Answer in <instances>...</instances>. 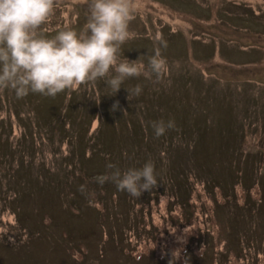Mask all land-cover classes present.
<instances>
[{
	"label": "rangeland",
	"instance_id": "374dc122",
	"mask_svg": "<svg viewBox=\"0 0 264 264\" xmlns=\"http://www.w3.org/2000/svg\"><path fill=\"white\" fill-rule=\"evenodd\" d=\"M133 4L121 59L147 65L163 38L159 82L98 80L56 109L0 90V264H264V0ZM88 7L59 0L39 31L79 32ZM149 160L140 198L95 180Z\"/></svg>",
	"mask_w": 264,
	"mask_h": 264
},
{
	"label": "clouds",
	"instance_id": "9594fccd",
	"mask_svg": "<svg viewBox=\"0 0 264 264\" xmlns=\"http://www.w3.org/2000/svg\"><path fill=\"white\" fill-rule=\"evenodd\" d=\"M58 2L0 0V90H14L17 98L29 93L55 97L61 92L76 91L80 85L95 86L98 80H104L115 95L126 79L143 76L151 80L155 76L159 82L169 71L160 51L167 47L163 38L158 40L159 47L149 56L147 65L139 58L121 59L122 45L134 35L129 30L135 18L133 0H86L88 19L82 30H62L53 38H46L39 29ZM126 90L129 99L133 93L139 96L142 87ZM118 106L117 101L113 109ZM151 126L158 138L175 124L172 120H159L151 122ZM107 167L113 171L95 177L101 186L111 181L119 191L140 198L144 191L151 192L158 185L151 160L141 168L123 172L113 164ZM178 258L179 251L174 252L169 264H175Z\"/></svg>",
	"mask_w": 264,
	"mask_h": 264
},
{
	"label": "trees",
	"instance_id": "16d2710c",
	"mask_svg": "<svg viewBox=\"0 0 264 264\" xmlns=\"http://www.w3.org/2000/svg\"><path fill=\"white\" fill-rule=\"evenodd\" d=\"M65 92H67V91H65ZM65 92H61V94H59L60 99L56 102L57 104H56V106H54L55 109H56V107H60V108H62L63 105L65 104V102H64V100H65V98H66V97H65ZM73 92H74V91H73ZM75 94H76V93H69V94H68V96H69L68 101H69V102L73 100ZM62 122H65V121L62 120ZM70 206H73V205H70ZM186 251H187V250H186Z\"/></svg>",
	"mask_w": 264,
	"mask_h": 264
}]
</instances>
